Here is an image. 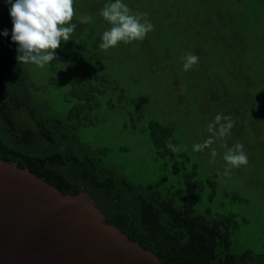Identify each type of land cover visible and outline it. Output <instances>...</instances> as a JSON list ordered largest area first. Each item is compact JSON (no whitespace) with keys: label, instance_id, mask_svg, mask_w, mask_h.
<instances>
[{"label":"trees","instance_id":"1","mask_svg":"<svg viewBox=\"0 0 264 264\" xmlns=\"http://www.w3.org/2000/svg\"><path fill=\"white\" fill-rule=\"evenodd\" d=\"M107 2L77 0L71 22L76 30L56 50L57 60L45 67L43 79L34 75L31 64L17 63L11 5L0 0V33L8 31V36L0 35V160L35 174L63 194L84 191L107 224L153 252L160 264H264L263 253L233 252L232 237L241 226L236 214L196 211L195 198L204 187L197 164L181 174L185 192L177 203L134 182H122L103 155L78 140L79 130L103 121L104 107L107 112L117 107L107 92L118 90L126 65L118 67L109 60V51L133 49L144 59L150 48L159 63L143 66L157 68L161 60L169 64L176 59L181 50L182 56H198L199 63L190 71L177 64L157 70L172 77L154 79L168 85L156 95L151 91L152 98L159 102L163 95H185L195 107L206 95L212 96L218 79L224 94L237 90L243 100L238 122L249 128L238 137L249 154V167L264 172L256 164L264 159V0H123L133 12L146 13L154 30L142 41L120 43L105 52L98 45L110 25L99 13ZM51 86L65 88L62 100L67 109L62 114L49 103ZM121 98L135 127L145 112L142 98ZM178 126L158 118L147 122L156 160L174 156L166 141L178 147ZM216 178L211 176L207 183L215 185ZM231 199L242 201L236 193Z\"/></svg>","mask_w":264,"mask_h":264},{"label":"rangeland","instance_id":"2","mask_svg":"<svg viewBox=\"0 0 264 264\" xmlns=\"http://www.w3.org/2000/svg\"><path fill=\"white\" fill-rule=\"evenodd\" d=\"M76 2L77 0H74L75 9L78 5ZM146 50L144 59L134 53L133 49H126L125 53L119 49L108 52V59H112L118 67H123V62L126 65L124 77L120 76L118 80V90L107 92V96L117 107L114 112H107L104 107L103 121L95 127L79 130L78 140L87 150H96L103 155L122 182H134L160 193L165 199L172 197L177 203L182 202L185 192L181 174L197 164L198 176L203 180L204 187L195 198L196 211L198 213L209 211L214 215L236 214L241 226L232 237L233 252L239 253L244 249H250L257 254H264V172L251 169L247 164L232 168L229 175H224L228 166L223 159L226 148L222 145L226 143L230 148L235 143L244 144L238 135L249 129L248 125L243 127L241 121L238 122L239 110L243 107L239 100L242 98L237 90L224 94L222 89L224 85L218 79L212 96L206 95L195 107L189 103L185 95L183 99L163 95L159 102H156L151 96V91L156 95L158 90L168 85V82L156 84L154 79L167 80L172 77L171 73L159 74L157 70H163L168 67L167 65L181 66L185 56H182L183 52L180 50L176 54V59H171L169 64L161 60L160 67L154 68L148 65L159 63L157 57L151 52L152 49ZM143 63L148 65L143 66ZM30 67L34 75L41 76L42 72L45 73V68L41 69L35 65ZM43 76L44 78L42 76L41 78L45 79L46 75ZM64 90L65 88L61 86H51L47 93L49 103L58 114L67 109L62 100ZM121 95L126 99L142 98L145 112L135 123V127H131V116L126 114L130 109ZM217 114L232 116L234 127L230 134L223 140L217 139L211 148L203 152H194L193 144L203 143L210 136L207 126ZM153 118L179 124L178 151L169 159L156 160L149 148L147 122ZM212 149L217 152L215 163H209ZM256 164L264 168V159L258 160ZM213 175L217 176L216 184H208L207 179ZM179 189L181 192H178ZM234 193L240 196L241 202L231 199Z\"/></svg>","mask_w":264,"mask_h":264},{"label":"water","instance_id":"3","mask_svg":"<svg viewBox=\"0 0 264 264\" xmlns=\"http://www.w3.org/2000/svg\"><path fill=\"white\" fill-rule=\"evenodd\" d=\"M0 264H160L84 191L55 186L0 160Z\"/></svg>","mask_w":264,"mask_h":264},{"label":"clouds","instance_id":"4","mask_svg":"<svg viewBox=\"0 0 264 264\" xmlns=\"http://www.w3.org/2000/svg\"><path fill=\"white\" fill-rule=\"evenodd\" d=\"M5 2L11 5L9 8L12 23L11 42L17 45L15 56L17 63L31 64L43 69L57 60L56 50L62 42L71 40L77 27L71 23L75 17L74 0H15V2L5 0ZM99 15L110 25L103 32L98 45L105 52L120 43L142 41L154 30V25L146 18V13L133 12L123 0H109L101 8ZM0 35L8 36V31L4 30ZM198 63V56L187 53L184 57L183 70L190 71ZM233 127L234 120L231 115L217 114L207 126L210 136L203 143L193 144L192 150L203 152L211 148L217 139L223 140L227 137ZM166 146L172 152L178 151L170 140L166 141ZM222 147L226 148L223 159L228 166L224 172L225 176L230 174L232 168L246 166L249 163L243 144L235 143L229 148L225 143ZM210 156L209 163H215L217 157L215 149L211 150Z\"/></svg>","mask_w":264,"mask_h":264}]
</instances>
